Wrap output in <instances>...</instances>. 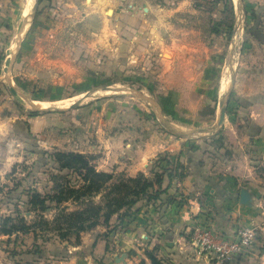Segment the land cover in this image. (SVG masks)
Returning a JSON list of instances; mask_svg holds the SVG:
<instances>
[{"label": "crops", "instance_id": "obj_1", "mask_svg": "<svg viewBox=\"0 0 264 264\" xmlns=\"http://www.w3.org/2000/svg\"><path fill=\"white\" fill-rule=\"evenodd\" d=\"M88 1L85 0L88 14L90 17L98 15L101 21L95 32V29L84 28L85 34H98L87 44L90 52L99 44V50L104 49L106 53L110 49L106 37L117 33L120 41L114 42L115 61L120 53L119 61L125 60L132 68L159 66L162 84L168 89L169 100L178 114L197 128L214 121L226 54L223 37L213 24L214 16L198 6L203 0ZM66 3L71 6L73 0H66ZM109 10L110 15H107ZM22 12V0H0V74L5 64L3 52L9 48ZM262 87L238 94V100L245 106L242 115L246 120L248 145L244 141L237 148L233 146L231 157L226 156L231 151L224 146L216 150L213 139L184 144L158 134L161 138L155 143L153 132L144 140L130 138L128 135L133 131L123 126L122 121L102 122V109L99 111L96 106L83 113L70 110L31 115L25 107L21 110L12 105L10 115L0 113V140L14 138L23 145L28 142L29 147L34 143L40 148L94 154L99 169L105 172L124 170L130 176L147 172L149 159L158 152L182 150L179 159L185 167V175L164 177L162 188H166V192L160 200L145 202V206L141 204L136 208L137 213L131 215L130 221L135 223L124 232L121 243H132L134 254L161 246L164 241L166 247L158 251L157 256H162L169 264H203L204 261L193 253L190 241L189 231L198 222L206 219L210 229L229 240L236 237L238 227L254 223L258 227L255 242L224 264H264V174L256 169L257 162H264V116L260 118L264 113V101L257 93ZM227 127L225 123V130ZM9 145L7 143V147ZM242 187L251 194L249 204L239 201ZM169 196L184 200L183 205L173 208L167 202ZM114 222L124 223L116 215ZM100 238L96 244L102 254L107 252L108 246ZM132 254L127 253L122 264H132ZM109 255L117 264L118 253ZM140 259L144 264H151L144 253H140Z\"/></svg>", "mask_w": 264, "mask_h": 264}, {"label": "rangeland", "instance_id": "obj_2", "mask_svg": "<svg viewBox=\"0 0 264 264\" xmlns=\"http://www.w3.org/2000/svg\"><path fill=\"white\" fill-rule=\"evenodd\" d=\"M22 1V15L11 36L9 48L3 52L5 64L0 74V113L2 115H10L12 105L18 106L21 110L25 107L28 114L32 110L19 94L9 87L4 80H1L9 63L8 55L11 52L24 13L34 3V0ZM198 6L207 11L210 16H214L215 29L220 31L219 34L223 37L226 56L220 98L225 88L229 44L234 33L233 28L237 25V18L232 0H203L198 3ZM242 8V28L237 34L235 48L234 84L222 129L212 137L184 140L167 132L154 111L140 99L128 94L101 96L107 93L106 86L110 85L139 88L159 101L163 113L168 119L186 128H197L190 125L185 116L179 115L177 108L169 100V92L168 89H164L162 84L159 66L151 65L150 68L145 67L144 69L132 68L125 60L119 61L120 53L117 55V61H115L114 42L120 41V35L114 33L106 37L109 40L108 48H110L107 49L106 53L104 49L99 50V44L93 49V52L88 50L87 44L92 42L93 37H97L98 34H85L84 28L86 30L95 29V32L100 27L101 21L98 15L90 17L85 0H73L71 6L66 3V0L39 1L32 24L22 40L21 47L12 64L11 75L16 85L28 97L37 100L36 102L43 106L45 104L54 107L70 105L81 99L85 93L90 92L92 96L84 99L83 104L62 112L72 110L83 113L89 107L96 106L99 111L102 109L100 111L104 115L103 119L101 118L102 122H108L110 119L112 121L117 119L118 123H120L118 120L122 121L125 124L123 126H128L133 131L132 135H128L130 138L144 140L153 132L155 137L152 140L155 143L161 138L158 134L165 135L170 140H181L184 144L194 140L213 139L216 150L224 146L225 150L231 151L233 146L237 148V146L244 144V141L248 145L246 120L242 115L245 106L243 107L242 101L238 100V96L246 93L243 91L252 92V89L260 90L259 88L263 86L262 91L257 92L261 95L256 96L260 95L261 101H264V0H242ZM110 12V10L107 11V15H110ZM42 29L47 31L44 30L43 32ZM74 57H76V62L81 64L80 66L74 62ZM96 96L101 97L96 98ZM248 100L250 101V99ZM5 109H9V111H3ZM44 113L57 112H38V114ZM94 115L95 113L93 117ZM263 116L264 113L260 115V118ZM96 118L99 119V117ZM213 122L206 127L211 126ZM232 122L236 126H233ZM225 123L229 126L226 130ZM7 143L10 144L9 147H7ZM30 145L32 146L29 147L28 142L23 145L22 142L14 141V138H10L9 141L7 139L0 140V223L5 216L16 217L17 215L23 216L27 224L32 226H35L34 223H38L36 230L33 229L34 227L30 231L19 230L11 236L0 233V264H116L109 255L111 252L118 253V255L122 254L119 252L132 254L134 250L132 243H121L124 232L134 225L131 223H135L130 222L132 221L131 216H125L124 223H119V225L114 222V216L108 223L104 222L103 217L100 216L93 227L78 234L71 231L65 237H60L55 229H41L40 221H52L57 214L63 211L72 212L83 209L90 201L100 202L103 199L104 191L93 194L92 197L90 195L80 199L70 197L68 200L57 203L52 197L56 192L57 183L78 187L82 180L76 172L58 168L53 154L56 151L68 152L67 150L40 148L38 144L34 145V143H30ZM166 151L170 153L172 160L174 159L173 156L179 155L180 158L182 155V150H162L149 159L147 172L142 171V173L150 175L149 170L153 162L159 154ZM87 155L93 157L92 163L95 168L101 170L95 162L97 156L94 154ZM227 155L231 157L232 151L231 153L228 152ZM4 159L6 162H2ZM256 166L258 167L256 169L259 170L258 173L264 174V162H257ZM169 168L173 170L174 166L170 165ZM183 171H185L184 166ZM107 172L112 173V181L118 180L122 176H130L124 170L114 169ZM32 190L49 196V198L45 197V207H39V205L34 207L29 203V193ZM141 204L146 205L145 201L138 202L133 208V215L137 213L136 208L141 207ZM192 229H190V233ZM100 234L102 238H100ZM98 238L107 243L108 247L105 249L107 252L104 251L99 254L96 244ZM164 247L166 245L162 241L161 246L155 245L149 250L145 248L140 253H144L145 256L146 251L159 254L158 251H164ZM140 253L132 254L134 256L132 264H144L143 259H140ZM160 257L162 258V256ZM122 263L124 262H117V264Z\"/></svg>", "mask_w": 264, "mask_h": 264}, {"label": "trees", "instance_id": "obj_3", "mask_svg": "<svg viewBox=\"0 0 264 264\" xmlns=\"http://www.w3.org/2000/svg\"><path fill=\"white\" fill-rule=\"evenodd\" d=\"M29 113L31 115L38 114L34 110ZM53 156L60 170L76 172L82 180L78 187L57 183L56 192L52 195L57 203L68 200L70 197L76 199L87 195L92 197L93 194L104 191L103 199L100 202L90 201L83 209L72 212L63 211L57 214L52 221L42 220L39 222L41 229H55L60 237H65L71 231L78 234L93 227L100 216L106 223L115 215L120 221H124L125 216L132 215L133 208L138 202H155L161 199V195L166 192V188H162L165 176L171 179L173 177L182 178L185 175L179 155L173 156L172 160L167 151L159 154L153 162L149 170L150 175L140 172L135 176H122L115 181H112V173L95 168L92 163L93 157L90 155L73 151H56ZM170 165L174 166L173 170L169 168ZM29 197V203L34 207L38 205L45 207V197L49 198L48 195L44 196L36 190H32ZM167 202L173 208L178 209L183 205L184 200L169 196ZM37 224L34 223L35 226L27 224L24 217L20 215L5 216L1 219L0 233L11 236L19 230L30 231L32 227L36 230ZM198 225L204 229L209 228L206 219L198 222ZM145 254L151 264H169L158 257L155 252L146 251Z\"/></svg>", "mask_w": 264, "mask_h": 264}, {"label": "water", "instance_id": "obj_4", "mask_svg": "<svg viewBox=\"0 0 264 264\" xmlns=\"http://www.w3.org/2000/svg\"><path fill=\"white\" fill-rule=\"evenodd\" d=\"M40 0H34L33 5L29 8L26 9L22 23L20 25L19 30L17 31L15 35V41L12 45V49L10 54L8 55L9 57V63L7 65L6 71L2 77L1 80H4L9 87H11L17 94H19L31 107L32 110L37 111V112H43V111H55V112H62L70 108L78 107L81 104H83L84 99H87L91 97L90 92H87L84 94V96L81 99L76 100L75 102L71 103L70 105L66 106H50L49 104L40 105L36 101L33 100L28 95H26L15 83L14 79L12 78L11 75V69H12V64L15 60V57L21 47L22 40L24 39L29 27L32 24V21L34 19L35 13L38 8ZM232 4L235 10L237 22H236V28L234 27V33L233 36L230 40L229 44V60L227 63V69H226V80H225V88L219 98L218 101V107L216 111V116L214 119V122L211 126L205 127V128H186L183 126H180L170 119L166 117V115L163 113V108L159 101L146 94L144 91H142L139 88H131L127 86H106V94H102L101 96L105 95H116V94H128L133 97H136L143 101L145 104H147L155 113L157 116L159 122L163 126V128L175 135L178 136L184 140L188 139H193V138H208L212 137L215 134H217L221 129L224 124V119H225V114L228 106V102L230 99V95L232 92V87L234 84V77H235V71H236V64H235V58H236V39H237V34L240 31L243 15H242V0H232ZM112 93V94H111ZM101 96H96V98L101 97ZM239 201L242 204H249L251 202V194L249 191L245 188L242 187L240 188L239 191ZM125 256H127L126 253H123L121 255H118L115 257L117 262H125Z\"/></svg>", "mask_w": 264, "mask_h": 264}, {"label": "built area", "instance_id": "obj_5", "mask_svg": "<svg viewBox=\"0 0 264 264\" xmlns=\"http://www.w3.org/2000/svg\"><path fill=\"white\" fill-rule=\"evenodd\" d=\"M257 229L254 223L241 225L236 230V237L229 240L210 228L196 225L190 233L193 253L204 261L203 264H224L255 242Z\"/></svg>", "mask_w": 264, "mask_h": 264}]
</instances>
